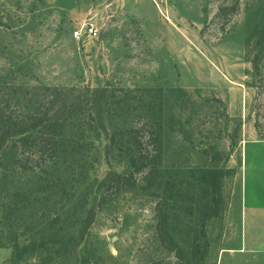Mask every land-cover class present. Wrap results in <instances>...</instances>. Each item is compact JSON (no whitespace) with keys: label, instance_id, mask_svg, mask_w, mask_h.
Listing matches in <instances>:
<instances>
[{"label":"rangeland","instance_id":"374dc122","mask_svg":"<svg viewBox=\"0 0 264 264\" xmlns=\"http://www.w3.org/2000/svg\"><path fill=\"white\" fill-rule=\"evenodd\" d=\"M46 85L106 86L114 141L80 109L43 166L0 156V264H216L235 244L241 139L264 138V0H0V91L17 87L26 110ZM136 124L160 139L156 177L105 190L107 170L129 166ZM91 204L77 252L57 255Z\"/></svg>","mask_w":264,"mask_h":264},{"label":"trees","instance_id":"16d2710c","mask_svg":"<svg viewBox=\"0 0 264 264\" xmlns=\"http://www.w3.org/2000/svg\"><path fill=\"white\" fill-rule=\"evenodd\" d=\"M226 6H220L221 11ZM237 7L232 4L233 11ZM46 95L33 100L32 107L24 110L19 104L12 103V100L20 102V93L14 87L13 93L0 91V156L16 154L18 161H34L35 164L43 166L47 160H51L57 155L59 141L68 122L80 109L87 110V121L95 122L93 128L98 136L103 135L109 142L114 141L115 134H109L103 115V96H106V86L87 87L85 93H80V88L76 86L59 87L46 85ZM123 90L124 101H127V88L119 87ZM82 92V91H81ZM127 139L130 141L132 149L128 168L123 171L109 168L100 179L99 185L105 190L113 189L118 191L124 186H134L136 184L135 174L142 172V178L146 184H151L156 177L158 163L160 161L161 142L154 130H148L144 124L128 125L124 128ZM110 146L105 148V155L108 154ZM106 157V156H105ZM219 176L212 180V189L219 192L222 171H218ZM101 193L100 202L103 201ZM158 208V204L156 205ZM157 223L159 238L164 240V216L157 209ZM206 216L218 213V208L208 205L205 210ZM96 214L94 204L85 207L83 215L76 227L77 236H62L56 243L54 252L59 256L74 255L78 245L92 224ZM207 245V241L205 240ZM16 248L13 254H16Z\"/></svg>","mask_w":264,"mask_h":264},{"label":"crops","instance_id":"0c3cea01","mask_svg":"<svg viewBox=\"0 0 264 264\" xmlns=\"http://www.w3.org/2000/svg\"><path fill=\"white\" fill-rule=\"evenodd\" d=\"M248 132L241 139L235 244L220 250L216 264H264V138Z\"/></svg>","mask_w":264,"mask_h":264},{"label":"built area","instance_id":"2783aa9c","mask_svg":"<svg viewBox=\"0 0 264 264\" xmlns=\"http://www.w3.org/2000/svg\"><path fill=\"white\" fill-rule=\"evenodd\" d=\"M89 32H90V33H93V34H96V31L93 30V28H89ZM74 36L77 37V38H80V36H81V32H80L79 29H75V30H74Z\"/></svg>","mask_w":264,"mask_h":264}]
</instances>
